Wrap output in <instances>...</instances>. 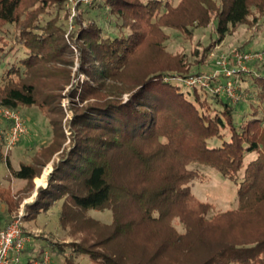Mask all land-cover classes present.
Wrapping results in <instances>:
<instances>
[{
	"label": "trees",
	"instance_id": "trees-1",
	"mask_svg": "<svg viewBox=\"0 0 264 264\" xmlns=\"http://www.w3.org/2000/svg\"><path fill=\"white\" fill-rule=\"evenodd\" d=\"M65 1L0 0V35L4 25L14 24L22 49L4 69L0 107H37L51 134L18 170L6 159L11 176L24 182L20 194L31 192L33 179L53 163L47 186L38 188L35 200L26 205L24 220L59 206V226L68 227L70 235L82 234L79 242L55 243L22 227L24 235L44 244L35 250L28 242L22 264L41 260L46 247L49 262L57 258L61 264H264V227L248 236L234 233L241 215L244 221L255 217L257 226L264 225V118L252 102L248 109L243 103L264 104L260 67L250 63L252 72L232 78L239 95L233 103L202 87L182 91L178 83L203 75L210 49L191 63L160 47L163 28L191 37L194 29L212 22L214 42L221 43L230 30L247 23L253 10L263 17L264 28V0H180L175 6L161 0H99L92 5L108 8L130 33L102 36L95 23L80 31V70L98 81L81 85L79 101H94L74 111L67 148L60 98L71 79L67 66L72 61L62 29L55 24L60 14L66 15ZM53 5L54 19L40 25V16ZM11 52L0 53V68ZM225 80L219 75L210 86ZM105 82L117 86L106 87ZM68 92L74 97L77 91ZM123 94H128L126 102ZM7 127L3 123L0 130ZM3 147L0 134V157ZM190 164L208 166L231 181L243 171L237 211L207 217L213 206L193 197ZM18 196L9 185L0 187V228L13 220L24 198ZM90 210H110L111 222L86 217Z\"/></svg>",
	"mask_w": 264,
	"mask_h": 264
},
{
	"label": "rangeland",
	"instance_id": "rangeland-1",
	"mask_svg": "<svg viewBox=\"0 0 264 264\" xmlns=\"http://www.w3.org/2000/svg\"><path fill=\"white\" fill-rule=\"evenodd\" d=\"M99 0H96L95 5ZM149 0H142V3L148 2ZM162 3L169 2L175 6L180 0H161ZM69 0H66L64 3V10L66 15L60 14V20H56V25L61 27L62 35L65 41H67L68 51L71 52V65L67 66L70 71V82L65 87L64 91L61 93L60 98V107L62 109V129L66 137L64 146L67 148L69 146V138L71 137V126L70 122L73 119L74 111L81 108L86 102L94 101V98H88L86 101L81 102L78 99V94L81 90V85L85 84L86 81L93 82L94 84L98 81L96 78L94 80H89L88 76L83 74L80 70L81 67V51L80 45L82 41H79L80 31L86 29V26L96 24L101 29V34L106 35L107 37L111 36H127L130 33L128 27H123L122 21L115 19L114 16L108 13V8H95L92 5H87L85 7L76 6L74 8V13L71 11V7L68 5ZM97 5V4H96ZM82 9V17L79 19V10ZM88 9V10H87ZM55 7L45 9V14L40 16L41 22L40 25H44L47 20L54 19L55 17ZM58 17V18H59ZM57 18V17H56ZM257 19V22L254 19ZM262 20L259 14L255 10L251 11V15L246 24L239 25L224 38L221 43L214 42L217 38L215 33V24L212 22L209 26L205 28H197L192 31V36L189 37L185 33H180L178 30L163 28L165 34V39L162 41L160 47H162L167 53L171 55H183L185 61L193 62L194 58L201 59L202 53L205 49H210L208 55L206 56L205 65L202 69L203 74H215V58L221 56L222 54L228 55L234 49H241L245 47L248 51H264V28L262 27ZM91 23V24H90ZM18 31L17 26L14 24H6L1 30V43H0V53L4 51H12V54H9L5 60L1 63L2 67L0 68V88H2L6 81L7 77L3 79L4 69L6 64L12 60V55L15 56L16 52L22 51L20 46L16 44V37ZM64 41V42H65ZM66 43V42H65ZM21 54V53H19ZM195 56V57H194ZM256 63L259 68L260 73L264 76V60ZM97 65V64H96ZM250 63H247L245 67L251 72ZM3 69V70H2ZM195 69V68H194ZM193 69V70H194ZM16 78H14L15 80ZM236 81H240V78H237ZM105 82L106 87L108 86H117V83H108ZM181 90H188L190 87L180 81L178 82ZM248 85L249 83L242 82V85ZM102 87V86H100ZM99 87V89H100ZM201 88L200 86H196ZM75 90L76 95L74 97L69 96L70 90ZM101 90V89H100ZM190 91V89H189ZM124 102L128 99V94L120 95ZM243 98H245V93ZM242 98V99H243ZM247 98V97H246ZM252 102L254 109L257 108L258 117L264 118V104L258 101H243L245 107L248 109V104ZM251 110V113L255 110ZM25 122L27 128V134L20 140V142L13 148L5 149L3 147L2 154L0 157V187L10 186L12 189V194L19 197L18 195H24V198L20 201L18 208L15 211L14 217L21 211L25 215L26 205L32 203L37 197V189L40 187H46L48 182V177L52 173L53 163L50 161L41 171V173L33 179V190L29 193L26 189L23 194L19 193V190L24 186L20 184L12 185V176L11 172L6 165V160L10 162V166L13 170H18L21 163H29L30 157L39 147L45 146L51 138L50 131L47 127L46 120L43 113L37 107H19L17 111ZM3 124L0 123V127ZM264 127V124H263ZM30 137L28 141L27 137ZM7 156V158H5ZM259 156L257 154L248 155L247 160L255 159ZM188 169H191L194 174V178L190 183L191 193L194 195L197 200L201 202H207L213 206V211L209 213L207 217L212 215L225 212L227 210L237 211L238 202H237V190L238 182L241 180L243 171H240L239 174L235 176V179L232 181L221 176L216 170L211 169L208 166H203L199 164H190ZM18 183H22V180H17ZM40 184V185H39ZM27 194V196H26ZM1 209V206H0ZM58 210L59 206L49 209L46 212H42L40 215L36 216L34 219H25L22 218V227L31 234L33 237H44L45 239L52 242H79L82 238L81 233L75 235H70L68 227L66 230H63L58 224ZM110 210H90L85 213L86 217L93 218L100 223L109 224L112 219ZM241 215V214H239ZM240 218H243L241 222H237L235 226V232L237 235H250L254 231H258L264 227V225L255 224V217H251L249 221H244V215H241ZM243 221V222H242ZM247 221V222H246ZM174 226L178 231H182V226L178 225L177 221L173 222ZM29 242L34 244V249L36 250L39 245L44 246L43 242L33 240L32 237H29ZM45 253H48V247L44 248ZM50 256V254L48 253ZM61 264V260L50 258L49 264ZM81 263L89 264L87 260H83Z\"/></svg>",
	"mask_w": 264,
	"mask_h": 264
},
{
	"label": "built area",
	"instance_id": "built-area-1",
	"mask_svg": "<svg viewBox=\"0 0 264 264\" xmlns=\"http://www.w3.org/2000/svg\"><path fill=\"white\" fill-rule=\"evenodd\" d=\"M96 0H69V6L74 13L76 6L85 7L92 5ZM264 60V51H248L234 49L228 55L222 54L215 58V74L201 75L191 77L186 80L187 87L200 86L209 89L215 94L225 95L233 103L239 100V95L236 92V86L232 82V78L237 76L238 72L248 73L246 64L252 62H260ZM225 77L224 84H216L213 87L210 83L217 76ZM0 123L8 124L5 131L0 130V134L4 135V148L11 149L15 147L20 140L27 134L25 122L17 111L10 108L0 107ZM7 158V156H5ZM6 160V159H5ZM23 213L20 211L13 220L6 226L0 228V264H22V252L25 245L29 242V236L23 234L22 218ZM49 256L44 254L39 261H34L32 264H48Z\"/></svg>",
	"mask_w": 264,
	"mask_h": 264
},
{
	"label": "crops",
	"instance_id": "crops-1",
	"mask_svg": "<svg viewBox=\"0 0 264 264\" xmlns=\"http://www.w3.org/2000/svg\"><path fill=\"white\" fill-rule=\"evenodd\" d=\"M29 138H30V137L28 136V137L26 138V140L28 141ZM30 157H31V156H30ZM30 157H28V159H29ZM11 184H12L13 186L16 185V184H20L21 186H23L24 182H22V183H18L17 179H14V178L12 177ZM39 185H40V184H39ZM51 264H54V263H51Z\"/></svg>",
	"mask_w": 264,
	"mask_h": 264
}]
</instances>
